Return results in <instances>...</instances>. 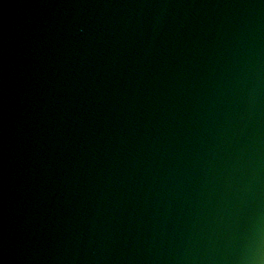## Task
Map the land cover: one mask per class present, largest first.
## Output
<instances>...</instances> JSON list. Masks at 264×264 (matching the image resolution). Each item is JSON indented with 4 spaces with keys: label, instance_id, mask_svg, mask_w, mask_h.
<instances>
[{
    "label": "water",
    "instance_id": "obj_1",
    "mask_svg": "<svg viewBox=\"0 0 264 264\" xmlns=\"http://www.w3.org/2000/svg\"><path fill=\"white\" fill-rule=\"evenodd\" d=\"M0 264H264V0H0Z\"/></svg>",
    "mask_w": 264,
    "mask_h": 264
}]
</instances>
